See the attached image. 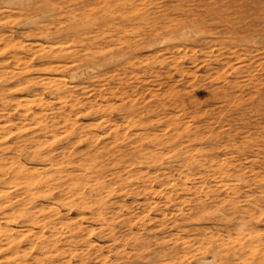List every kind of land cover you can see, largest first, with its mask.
I'll return each mask as SVG.
<instances>
[{
  "label": "rangeland",
  "instance_id": "1",
  "mask_svg": "<svg viewBox=\"0 0 264 264\" xmlns=\"http://www.w3.org/2000/svg\"><path fill=\"white\" fill-rule=\"evenodd\" d=\"M135 2L137 12L131 4L115 0H0V63L6 64L0 65V70L15 64V51L11 49L14 41L25 43L29 49H16L27 57L33 50L40 49L41 43L47 47L53 42L57 46L62 43L70 50L80 49L85 57L90 55L87 52L96 49L85 45L90 39H94L100 49H118L125 43L123 40L138 42L140 46L138 55L133 58L134 70L130 63L108 56L98 60L97 67L85 70H81L84 66L80 67L79 75L72 78L69 67L75 61L71 58L52 57V64L65 63L66 66L50 71L46 68L50 63L36 54L29 73L38 80L36 89L31 86L15 90L26 83L19 79L22 76L6 81L0 74V88L11 84L8 89L13 99L6 103L0 98V123L9 127L8 135L0 140V155L2 145L14 146L2 155L0 163L2 167L5 163L7 168L12 158L6 157L14 156L18 160L13 162L18 165L10 167V172L8 168L4 173L0 170V264H80L83 258L91 264H111L118 250L122 253L119 255H124L120 260L124 261L116 264H159L150 263L147 256H136V252L146 255L151 250L153 254L158 250L168 252L174 246L177 249L171 251L172 256L167 255L164 263L258 264L261 255L264 256V212L261 213L257 206H264V104L260 99L262 93H258V84L264 92V0ZM200 14L205 25L196 35L168 41L161 37L148 44L155 37L154 33L162 35L167 29L184 25ZM47 28L50 35H42L41 30ZM4 46L9 47L4 50ZM44 50L46 48L38 52ZM225 58L230 60V65H241L242 70L234 71L230 65L225 66ZM86 61L83 58L77 63L84 65ZM47 76H66L64 78L78 89L75 93L80 96L82 105L71 110L72 99L67 104L42 87L41 81ZM122 78L124 96L111 94V89L120 85ZM228 79L239 81L238 99L230 97L228 101L212 94L211 89L227 85ZM83 86L89 91L83 92ZM34 92L46 94L51 102L44 109L46 118L42 122L29 118L25 120L26 126L15 128L19 127L17 123H20L23 108L13 101L25 99ZM130 103L134 107L128 110L125 105ZM34 106L39 105L34 103ZM66 113H71L72 117L68 123L63 121L62 115ZM8 114L12 119L5 117ZM72 120L79 127L76 133L70 126ZM53 123L56 128L47 126ZM11 128L10 133L8 129ZM211 129L221 133L210 139L206 133ZM172 135L173 138L167 140ZM90 151L93 152L89 155ZM156 151L162 161L147 162L149 155ZM95 154H100L97 157L100 161L92 167ZM196 158L204 160L201 168L194 166ZM218 158L229 161L232 174L228 179H223L216 169ZM20 161L30 169L26 174H31V190L27 189L25 178L13 174ZM121 161L126 163L125 167L120 165ZM84 166L90 168L86 170ZM59 173L63 176H54ZM97 175L101 176V187H97ZM118 175L128 176L120 179ZM48 176L52 177L48 182L39 181ZM76 176L91 180L83 188L73 183L77 181L74 180ZM145 187L154 190L145 194ZM210 188L220 193L216 199L212 192L211 196L205 194ZM84 193L88 198H81ZM227 193L247 210L233 212V202L222 199ZM32 195L34 200L28 203ZM102 197L111 206L103 210L100 218L95 214L99 205L96 200ZM200 198L205 201L203 210L198 207ZM79 200L84 204H79ZM24 206L34 211L39 220L22 215ZM214 207L213 215L208 216V210ZM48 219L53 221L50 223ZM76 224L80 227L73 231L72 226ZM12 237L19 241L18 246L16 243L10 245ZM44 240L46 246L49 245L44 247L48 250L45 253L41 247ZM58 246H62L61 251L57 250ZM232 248L241 249L240 256L235 255ZM217 249L221 253L213 257ZM50 255L54 263L43 262ZM38 256L43 260L37 261ZM105 258L107 261L102 262Z\"/></svg>",
  "mask_w": 264,
  "mask_h": 264
},
{
  "label": "bare ground",
  "instance_id": "2",
  "mask_svg": "<svg viewBox=\"0 0 264 264\" xmlns=\"http://www.w3.org/2000/svg\"><path fill=\"white\" fill-rule=\"evenodd\" d=\"M116 2H121L122 4L124 3V4H131L132 6H133V8L136 10V12H137V9H138V4L135 2V0H115ZM115 4V3H114ZM54 9H55V7H54ZM207 9V8H206ZM121 14V13H120ZM203 16H201V14H200V16L198 17V18H192V19H190L189 21H187L186 22V24H184V25H178V27H175V28H173V27H171L170 29H167L166 31H165V33L164 34H160V33H158V34H156V33H154V35H155V37H153L151 40H149L148 41V44H151V43H153V41H155V40H158L159 38L161 39V37H162V40H166V41H168V40H172V39H174V38H187V37H190V36H193V35H196V32H200V31H202L201 30V28L205 25V20H204V18H202ZM222 17V16H221ZM124 18V17H123ZM164 26H166V25H164ZM61 27V26H60ZM72 29V28H71ZM66 30V29H65ZM50 32V30L47 28V30H45V29H42L41 30V34L43 35H50V34H48ZM49 37V36H48ZM6 38H4V40H5ZM243 39V38H242ZM247 39V38H246ZM8 40V39H7ZM6 40V41H7ZM91 41H88L85 45L87 46V47H89V48H96V49H91L92 50V52H87V53H89L88 55L89 56H84L85 55V53L84 52H82L80 49V52H79V50H70V48L68 47H66V46H63L62 45V43L61 44H59L58 46L56 45V44H54L55 42H53V44L52 43H50L49 45V47H47L46 45H43V43H41V48L40 49H35V50H33L32 51V55L31 56H29V57H27L26 55H20L19 54V50L18 49H16V48H25V49H29L26 45H25V43L23 42V41H18V42H13L12 44H11V49H12V51H15V53L13 54V58H14V65L11 67V68H9V66H7L6 68H3V69H1L0 70V74L2 75L1 77H3V80H6V81H9L12 77L14 78V77H18V76H22L21 78H19V79H24L25 81H26V83L24 84V85H20V86H18V85H16V86H18V87H16L15 88V90H20V89H22V88H25V87H35V85L37 84V81L36 80H34V77H32L31 75H29V73L32 71V65L34 64V61H33V59H34V56L36 55V54H40L39 56L41 57V58H44V60H45V63H50V64H46L47 66H46V68H48V69H50V71H53V70H58L60 67H62V66H66V64L65 63H61V64H52V57H58V58H61V59H68V58H71V60H73V61H75L74 63H72V64H70L71 66L69 67L70 69H69V71H70V76L72 77V78H76L77 77V75H79V68L80 67H82V66H84V68L83 69H81V70H85L86 68H88V67H97L96 65V62L98 61V60H100V59H102V58H107L108 56L111 58V57H114L116 60H120L121 62H126V63H130L132 66V69L134 70V66H135V60L133 59L134 57H136L137 55H138V53H137V51H138V49H139V43L138 42H131V41H127V40H123L125 43H123L121 46H119V48L118 49H105V47L103 48H101L100 49V45L97 43V42H95V40L94 39H90ZM63 41V40H62ZM122 41V40H121ZM11 43V42H10ZM8 44V43H7ZM64 44V43H63ZM6 45V44H5ZM10 45V44H9ZM71 45V44H70ZM86 46H84L83 45V47L84 48H86L87 50H89V48H87ZM98 46V47H97ZM264 46V45H263ZM5 47L7 48V47H9V46H4L3 48H4V50H5ZM13 47V48H12ZM72 47V46H71ZM180 47H183V46H180ZM46 48V50H44V51H42V52H38L39 50H43V49H45ZM31 49V48H30ZM182 49V48H181ZM1 50H3V49H1ZM9 50V49H8ZM85 50V49H84ZM11 51V52H12ZM38 52V53H37ZM97 52H102V53H100V55H97V56H95L96 54L95 53H97ZM160 52V51H159ZM7 53V52H6ZM37 56V55H36ZM108 57V58H109ZM189 57V56H188ZM83 58H85L87 61L85 62L86 64H81V63H77V60H80V59H83ZM182 58V57H181ZM171 59V58H170ZM226 59V62H225V66H227V65H230V60L228 59V58H225ZM43 60V61H44ZM180 60V59H179ZM178 60V61H179ZM146 63V62H145ZM144 63V64H145ZM158 64V63H157ZM177 64V63H176ZM175 64V65H176ZM0 65H1V67H3V66H5L4 64H2V63H0ZM36 65V64H35ZM34 65V66H35ZM100 65V64H99ZM223 66H224V63L222 64ZM68 66V65H67ZM178 66H176V68H177ZM182 67V66H181ZM230 68H232V70H234V71H241L242 69L241 68H243L241 65H230ZM224 69V68H223ZM99 72V71H98ZM103 72V71H102ZM218 72V71H217ZM221 72V71H220ZM82 73V72H81ZM241 73H243V72H241ZM100 74V73H99ZM117 74H119V73H117ZM238 74V73H237ZM133 75H134V73H133ZM236 75V74H235ZM100 76H101V74H100ZM116 76V75H115ZM40 77V76H39ZM64 77H66V76H58L57 78L56 77H52V76H47V77H44L43 79H42V84L41 85H43L42 87H44V88H48L52 93L54 92L55 93V96H56V98H58L60 101H63V102H65V103H67L68 102V100H70V99H72L73 101H71L70 103V105H71V110H73L74 108H77V107H79V106H81L82 105V100H81V98H80V96H78V94L77 93H75L77 90L71 85V83L67 80V79H65ZM82 77V76H81ZM84 77V76H83ZM234 77H236V76H234ZM119 78V77H118ZM121 78V77H120ZM239 78V77H238ZM78 79H76V81H77ZM100 80H101V78H100ZM122 81H121V84L120 85H118V86H116V87H113V89H111V91H110V93L111 94H113V95H118V94H120V96L121 97H123L124 96V93H126V90H125V88H124V86L122 85V83L124 82V79L122 78L121 79ZM11 81V80H10ZM99 82V81H98ZM186 82H188V81H186ZM226 82H228V84L226 85V84H224L223 86H217V87H215V88H213V89H211L213 92H212V94H214V96L215 97H222L223 99H227L228 101H229V98L230 97H235V98H237L238 99V97L237 96H239L238 95V91L239 90H241L240 89V87L238 86V85H240L239 84V81L237 80H232V79H228ZM8 84V83H7ZM39 84V83H38ZM1 85V84H0ZM11 87V84H9V85H7V87L5 88H0V98H2V100L4 101H6V103L7 102H10V100H13V99H11L12 98V96L10 95V93H12V91L10 92V90L8 89V88H10ZM15 87V86H14ZM37 87V86H36ZM36 87H35V89H36ZM262 86L261 85H259L258 84V93L259 94H261L260 96H261V100H262V102H263V104H264V92L262 91V88H261ZM41 88V87H40ZM6 89H7V91H6ZM12 89V88H11ZM34 89V88H33ZM210 90V91H211ZM49 91V93H51ZM82 91L83 92H88L89 91V89H88V87L87 86H83V89H82ZM108 91V92H109ZM43 92V91H42ZM42 92H34L33 93V95L32 96H29V97H25V99L23 100V99H17V101H13V102H15V105H18V106H22V108H23V112H22V115H19L20 117H19V119H20V123H17L18 124V126L19 127H15V128H21V126H23V125H25V120H27V119H33V120H35V121H40V122H42V120L44 119V118H46V116H45V114H47L46 112L47 111H44V109L48 106V104H50L51 102L49 101V99L47 100V98L48 97H45L46 96V94L45 95H42ZM242 92V91H241ZM45 93V92H44ZM43 93V94H44ZM101 93V92H100ZM102 94V93H101ZM103 95V94H102ZM100 96V95H99ZM14 98V97H13ZM16 98V97H15ZM50 98V97H49ZM129 98L130 97H128V100H129ZM199 98V97H198ZM201 98V97H200ZM138 99V98H137ZM234 99V98H233ZM236 99V100H237ZM258 99V98H257ZM15 100V99H14ZM126 102V101H125ZM231 102V101H230ZM229 102V103H230ZM236 102V101H235ZM34 103H37L39 106L38 107H35L34 106ZM81 103V104H80ZM218 103V102H217ZM64 104V103H63ZM68 104V103H67ZM85 104V103H84ZM108 104V103H107ZM212 104H214V103H212ZM223 104V103H222ZM231 104V103H230ZM259 104V103H258ZM101 105V104H100ZM207 105V104H206ZM50 106V105H49ZM203 106V105H202ZM201 106V107H202ZM98 107H100V106H98ZM106 107V106H105ZM125 107H127L128 108V110L129 109H131V108H133L134 107V105L132 104V103H130L129 105H125ZM218 107V106H217ZM52 109V108H51ZM241 109V108H240ZM46 110V109H45ZM59 110V109H58ZM128 110H127V112H128ZM262 110V109H261ZM131 111V110H130ZM222 112V111H221ZM54 113V112H53ZM223 113V112H222ZM71 113H66V114H64V115H62L63 116V121L65 122V123H68V120L70 119V118H72L71 117V115H70ZM220 116V115H219ZM228 116V115H227ZM264 116V115H263ZM5 117H7V119L8 120H10V119H12V115L10 114H8V115H6ZM104 118V117H103ZM207 118H209V117H207ZM219 118V117H218ZM261 118V117H260ZM259 118V119H260ZM29 119V120H30ZM47 120V119H46ZM58 121H59V119H58ZM77 121V120H76ZM101 121V120H100ZM201 121H203V120H201ZM9 122V121H8ZM39 122V123H40ZM70 122V121H69ZM108 123V122H107ZM128 123V122H127ZM210 123V122H209ZM208 123V124H209ZM215 123H216V121H215ZM220 123V122H219ZM264 123V122H263ZM2 123H0V140L1 139H3L5 136V134H6V130H7V128H9V127H6V126H3V125H1ZM37 124H38V122H37ZM112 124V123H111ZM207 124V123H206ZM44 125V124H43ZM12 126V125H11ZM10 126V127H11ZM26 126V125H25ZM27 126H29V124L27 125ZM47 126H53V128H56L55 127V125H54V123L52 124V125H47ZM46 126V127H47ZM70 126L72 127V129H73V131H74V133H76L77 132V130H78V125H76V122H74L73 120H72V122L70 123ZM181 126V125H180ZM115 127V126H114ZM210 127V126H209ZM262 127V126H261ZM25 128V127H24ZM34 128V127H33ZM218 128H220V127H218ZM260 128V127H259ZM45 129V128H44ZM47 129V128H46ZM113 129V128H112ZM207 129H209V128H207ZM10 130V133H11V130H12V128L11 129H8V131ZM18 130H20V129H18ZM55 130V129H54ZM53 130V131H54ZM52 131V132H53ZM210 131V130H209ZM228 131V130H227ZM21 132V131H20ZM30 132V131H29ZM51 132V131H50ZM202 132V131H201ZM207 132V131H206ZM230 132V131H229ZM221 133V131H218V132H216L215 130H212L211 129V132L210 133H206V135L208 136V138H210V139H212V138H215V137H217L219 134ZM24 134V133H23ZM22 134V135H23ZM29 134V133H28ZM33 134H34V132H33ZM85 134V133H84ZM202 134H203V132H202ZM8 134H6V136H7ZM116 135V134H115ZM197 135V134H196ZM199 135V134H198ZM197 135V136H198ZM201 135V134H200ZM200 135H199V137H200ZM205 135V136H206ZM35 136V135H34ZM34 136H32L33 138H34ZM93 136V135H92ZM204 136V137H205ZM25 137V136H24ZM31 137V138H32ZM35 137H37V136H35ZM40 137V136H39ZM201 137H203V135L201 136ZM55 138V137H54ZM173 138V135L172 136H170V137H168L167 138V140L168 139H172ZM73 139V138H72ZM82 139V138H81ZM36 140V139H35ZM34 140V141H35ZM74 140V139H73ZM202 140V139H201ZM38 141V140H37ZM222 142V141H221ZM1 143V142H0ZM11 143V142H10ZM39 143V142H38ZM222 143H224V142H222ZM24 144V143H23ZM233 144V143H232ZM223 145H225V143L223 144ZM198 146V145H197ZM238 146V145H237ZM14 146H11V145H2L1 146V149H2V153H1V155H0V158H2V155L3 154H5V152L6 151H8L9 152V150L11 149V148H13ZM21 147V146H20ZM40 147V146H39ZM204 148V147H203ZM171 150V149H170ZM96 151V150H95ZM106 151V150H105ZM182 151V150H181ZM200 151V150H199ZM1 152V151H0ZM91 152H93V151H90V153H89V155L91 154ZM157 152V151H156ZM161 152V151H160ZM142 153V152H141ZM161 153H163V152H161ZM226 153V152H225ZM234 153V152H233ZM8 154V153H7ZM40 154H42V153H40ZM86 154V153H85ZM118 154V153H117ZM134 154H135V152H134ZM228 154V153H227ZM230 154V153H229ZM232 154V153H231ZM43 155V154H42ZM47 155V154H46ZM70 155V154H69ZM100 154H95V155H93L92 156V159H93V162H94V164H91L90 166H92V167H95L97 164H98V162L100 161V160H98L97 159V157L99 156ZM142 155V154H141ZM175 155H176V153H175ZM212 155V157L214 156L213 154H210V156ZM226 154H224V156H225ZM81 156V155H80ZM202 156V155H201ZM220 156H221V154H220ZM235 156V155H234ZM205 157V156H204ZM217 157V156H216ZM7 158H12V160H11V163L9 164V162H8V164H6V165H8V166H6L7 168H8V170H9V172H10V170L11 169H9L10 167H14V165L16 166V165H18V163L17 164H14L13 165V162L14 161H18L14 156H8V157H6V159ZM102 158V157H101ZM136 158H138V156L136 157ZM170 158V157H169ZM245 158V157H244ZM243 158V159H244ZM80 159V158H79ZM162 159V157L159 155V153L157 152V153H155V152H152L150 155H149V159H146V161L147 162H160V161H162L161 160ZM211 159V158H210ZM219 159V158H218ZM52 160V159H51ZM86 160V159H85ZM111 160H113L114 161V159H111ZM116 160V159H115ZM119 160V159H118ZM222 159H219L218 161H216V169H217V171H218V173H220V175H221V177L223 178V179H228V176H230L231 174H232V172H230V166L228 165V163H229V161H226L225 159H223L224 161H221ZM80 161V160H79ZM87 161V160H86ZM113 161H111V162H113ZM122 161H126V159H122ZM121 161V162H122ZM235 161V160H234ZM104 162V161H103ZM116 162V161H115ZM164 162V161H163ZM89 163V162H88ZM117 164H118V162H116ZM116 163H114V164H116ZM129 163V162H128ZM193 163H194V166L196 167V168H201V166H203L204 165V160L202 161V159H200V158H196L195 160H193ZM106 164V163H105ZM111 164V163H110ZM4 165V167H2V164L0 163V170H2V172L4 171H6L7 170V168H5V163L3 164ZM120 165L121 166H123V167H125L126 166V163L124 164L123 162L122 163H120ZM142 165V164H141ZM214 165V164H213ZM90 166H84V169H86V170H88L89 168H90ZM113 166V165H112ZM237 166V165H236ZM55 167H57V166H55ZM59 167V166H58ZM100 167H102V166H100ZM115 167V166H114ZM48 168V167H47ZM97 168V167H96ZM137 168V167H136ZM241 168V167H240ZM253 169H255V167H252ZM252 168H251V170H252ZM113 169H115V168H113ZM243 169H245V167L243 168ZM250 169V168H249ZM56 170V169H55ZM37 171V170H36ZM108 171V170H107ZM206 171V170H205ZM208 171V170H207ZM236 171H240V170H235L234 172H236ZM3 172V173H4ZM30 173V169H28V167L26 166V165H24V164H22V162L20 161V164H19V167H16V170L14 171V176L15 175H18V177H21V178H25V179H23V181L25 182V185H27L28 187H27V189L28 190H31V188H30V184H32V179L30 178V176H31V174H26V173ZM248 172H250V171H248ZM7 173V172H6ZM64 173V172H63ZM200 173V172H199ZM202 173H204V172H202ZM244 173V172H243ZM119 174V173H118ZM239 174V173H238ZM3 175V174H2ZM26 175H28V176H26ZM66 175L67 176H69L70 175V173H66ZM84 175H87V173H85ZM242 175V174H241ZM254 175V174H253ZM4 176V175H3ZM55 177H61V176H63V175H61L60 173H59V175H54ZM53 176V177H54ZM96 176V175H95ZM119 176V175H118ZM128 176V175H127ZM127 176H125V177H127ZM46 177V176H45ZM44 177V178H45ZM50 177V178H49ZM125 178V177H123L122 175H120L118 178ZM139 177V176H138ZM220 177V176H219ZM16 178V177H15ZM20 178V179H21ZM40 178V177H39ZM52 177L51 176H48L47 178H45V179H39V181H42V180H44V182H48V180L49 179H51ZM70 178H73V176L72 177H70ZM75 179L74 180H77V181H75V182H73L74 184H78L79 186H83V188L85 187L84 186V184H86L87 182H89V180H91V179H88L86 176H76V177H74ZM120 178V179H121ZM129 178V177H128ZM247 178V177H246ZM252 178H253V176H252ZM4 179V178H3ZM3 179H1V180H3ZM18 179V178H17ZM64 179H66V177L64 178L63 177V180ZM131 179V178H130ZM235 179V178H234ZM244 179H245V177H244ZM6 180V179H5ZM14 179H12V181H13ZM53 180H55V179H53ZM52 180V181H53ZM94 180V179H93ZM133 180V179H132ZM231 180V179H230ZM245 180H247V179H245ZM15 182H16V180H14ZM38 181V182H39ZM126 181H128V179L126 180ZM130 181V180H129ZM201 181V180H200ZM234 181V180H233ZM17 182L19 183V180H17ZM21 182H22V180H21ZM70 182V181H69ZM223 183H225V181H222ZM124 183V182H123ZM127 183V182H126ZM237 183V182H236ZM36 184V183H35ZM46 184H48V183H46ZM71 184V183H70ZM69 184V185H70ZM81 184V185H80ZM96 184H97V187H101L102 185V179H101V176L100 175H97V177H96ZM173 184V183H172ZM253 184V183H252ZM184 185V184H183ZM201 185V184H200ZM246 185V184H245ZM103 186H105V184L103 185ZM219 186H221V185H219ZM106 187V186H105ZM109 187V186H108ZM153 187V186H152ZM199 187V186H198ZM198 187H196L197 189L196 190H198ZM74 188V187H73ZM78 188V187H77ZM232 188V187H231ZM259 188V187H258ZM78 189H81V188H78ZM145 189V194H147L148 192H152V190H154V189H152L151 190V188H149V189H147L146 187L144 188ZM147 189V190H146ZM156 189V188H155ZM226 189H227V187H226ZM70 190V189H69ZM68 190V191H69ZM99 190H100V188H99ZM110 190H112V187L110 188ZM232 190H233V188H232ZM245 190V189H244ZM71 191V190H70ZM76 191H77V189H76ZM106 191V190H105ZM247 191H249V190H247ZM256 191V190H255ZM260 191V190H259ZM2 192H3V190H2ZM78 192H82V191H78ZM155 192V191H154ZM201 192H203L202 190H201ZM210 192H212L211 193V195L213 196V198H217V196H219V194L220 193H218V192H215L214 191V189H212V188H210V189H208L207 190V192L205 193L206 195H208L209 194V196H211L210 195ZM226 192H228V191H226ZM234 192H236L235 190H234ZM245 192V191H244ZM101 193V192H100ZM229 193H231V192H229ZM237 193V192H236ZM96 194H99V193H96ZM250 194V193H249ZM253 194V193H252ZM95 195V194H94ZM102 195V194H101ZM200 195V194H199ZM223 195V194H222ZM245 195H247L248 196V194H245ZM70 196H72V193H71V195ZM204 196V195H203ZM229 196V194L227 193V194H224V196H223V200H227V199H229V200H231L232 202H233V206H234V209H233V212H238V211H243V210H247V209H243V208H241L238 204H237V200L235 199V197H228ZM33 195L31 196V197H29V200H28V203L29 202H32V200H34L33 199ZM88 198V196L87 195H85V193L83 194V196H81V198L82 199H85V198ZM236 197H238V196H236ZM253 197V196H252ZM198 198V197H197ZM10 199V198H9ZM69 199V198H68ZM73 199V198H72ZM249 199V198H248ZM257 199V198H256ZM69 200H71V199H69ZM117 200V199H116ZM159 200V199H158ZM259 200V199H258ZM18 202L20 201V199H18L17 200ZM65 201V200H64ZM75 201V200H74ZM80 201V200H79ZM97 202H99V205L96 207V212H95V214H97L98 215V217H103V210L104 209H107V208H109L110 206H111V203L110 202H108L105 198H98L97 200H96ZM200 201L201 202H199V205H198V207H199V209L200 210H203L204 208H205V201H203V199H201L200 198ZM211 201V200H210ZM220 201V200H219ZM240 201H242V200H240ZM251 201H253V200H251ZM257 201V200H256ZM6 202V201H5ZM87 202V201H86ZM154 202V201H153ZM218 202V201H217ZM11 203H13V201L11 202ZM72 203V202H71ZM151 204H152V202H150ZM155 203V202H154ZM26 204V203H25ZM24 203H23V205H25ZM79 204H84V203H82L81 201H80V203ZM241 204H243V203H241ZM255 204H257V203H255ZM21 205V204H20ZM152 205H154V204H152ZM227 205V204H226ZM263 204H257V206L259 207V209L258 210H260L261 211V213H263L264 212V206H262ZM213 206V205H212ZM245 206V205H244ZM2 207H4V206H2ZM53 207V206H52ZM218 209L220 208L219 206H216ZM5 208V207H4ZM212 208V207H211ZM216 208V209H217ZM22 215L24 214L25 215V217L26 218H30L31 220H34V221H38L39 219H37L38 218V216L36 215V213L35 214H33L34 213V211H28L27 209H26V206H24V207H22ZM39 209V208H38ZM110 209V208H109ZM112 209V208H111ZM57 210V209H56ZM214 210H215V207H214V209H209L208 210V216H212L213 214H211V213H214ZM222 210V209H221ZM43 211H44V209H43ZM49 211V210H48ZM249 211H250V209H249ZM254 211V210H253ZM252 211V212H253ZM45 212H46V210H45ZM53 212V211H52ZM244 212V211H243ZM41 213V212H40ZM39 213V214H40ZM37 214H38V212H37ZM259 214V213H258ZM46 215H48V214H46ZM239 215V214H238ZM237 215V216H238ZM256 215V214H255ZM51 216V215H50ZM50 216H49V218H50ZM55 216V215H54ZM54 216H53V218H54ZM241 216H243V215H240V216H238V217H241ZM56 217H57V214H56ZM223 218H225V216H222ZM52 218V219H53ZM234 218V217H233ZM3 219H6V218H3ZM52 219H48V222H50V221H53ZM58 219V218H57ZM144 219V218H143ZM31 220H29V221H31ZM33 221V222H34ZM9 222H10V219H9ZM70 222V221H69ZM41 223V222H40ZM46 223V219H45V221L43 222V224H45ZM51 223V222H50ZM71 223V222H70ZM70 223H68L69 225H70ZM74 223V222H73ZM60 224H62V223H60ZM79 224V223H78ZM48 225V224H47ZM65 225V224H64ZM80 225H81V223H80ZM80 225H73L72 226V230L73 231H78V229H79V227H80ZM71 226V225H70ZM227 226H228V224H227ZM241 226H242V224H241ZM26 227V226H25ZM29 227V226H28ZM47 228V227H46ZM69 228V227H68ZM94 228V227H93ZM228 228V227H227ZM237 230H238V228H236ZM244 229V228H243ZM248 229V228H247ZM210 231V230H209ZM208 231V233H210L211 234V232H209ZM227 231V230H226ZM229 231V230H228ZM227 231V232H228ZM13 232V231H12ZM21 233H23V234H27L26 232H24V231H20ZM31 232V231H30ZM241 232V231H240ZM0 233H2V232H0ZM5 233V232H4ZM54 233V232H53ZM233 233H234V231H233ZM237 234V233H236ZM24 235V236H25ZM40 235H41V233H40ZM219 235V234H218ZM5 236V235H4ZM4 236H2V237H4ZM24 236H22V237H24ZM55 236V235H54ZM56 236H58L57 234H56ZM211 236V235H210ZM215 236V235H214ZM228 236H231V235H228ZM212 237V236H211ZM232 237V236H231ZM47 238V237H46ZM220 238H221V236H220ZM233 238V237H232ZM22 239V238H21ZM202 239V238H201ZM216 239V238H215ZM225 239V238H224ZM227 239V238H226ZM217 240H218V238H217ZM221 241H222V239H220ZM5 241H6V239H5ZM10 245L12 246L14 243H16L15 245H19L18 244V242L19 241H15V239L12 237L10 240ZM57 241V240H56ZM233 241H234V239H233ZM232 240H231V242H233ZM21 242V241H20ZM31 242V241H30ZM60 242V241H59ZM158 242H160V241H158ZM204 242H206V241H204ZM214 242V241H213ZM229 243H230V241H228ZM40 243V242H39ZM58 243V242H57ZM203 243V242H202ZM223 243H225V242H223ZM37 244V243H36ZM36 244H34V247H35V245ZM189 244V243H188ZM208 244V243H207ZM263 244V243H262ZM9 245V246H10ZM168 245V244H167ZM221 245H222V243H221ZM233 245V244H232ZM17 246H14V247H16L17 248ZM49 245H47L46 246V240H44V241H42V243H41V247L43 248V252L45 253V252H48V250L47 249H45V248H47ZM151 245H149V247H150ZM199 247H200V245H198ZM211 246H213V245H211ZM235 246V245H234ZM45 247V248H44ZM143 247V246H142ZM157 247H160V246H157ZM156 247V248H157ZM199 247H198V249H199ZM219 247V246H218ZM13 248V247H12ZM136 248V247H135ZM214 249L215 248H217V247H213ZM230 248V247H229ZM264 248V247H263ZM61 249H62V246H58L57 247V250H59V251H61ZM66 249V248H65ZM64 249V250H65ZM119 249V248H118ZM132 249H134V248H132ZM177 249V246H174V247H172L171 248V251H175ZM207 249H208V247H207ZM212 249V248H211ZM220 249V248H219ZM219 249H217V250H215L214 251V253H213V257H216V255H217V253H219L220 251H219ZM223 249H225V248H222V250ZM141 250V249H140ZM145 250V249H144ZM157 250V249H156ZM200 250H202V249H200ZM213 250V249H212ZM221 250V249H220ZM227 250V249H226ZM226 250H224V251H226ZM232 250H233V248H232ZM15 251V250H14ZM135 251V250H134ZM153 251L154 250H151V251H149V253H148V255H146L145 253H140V252H136V256H138V257H145V256H147V258H148V260H149V262L150 263H153V262H159V264H167V263H164V260L167 258V260H168V256H172V255H170V253H171V251H168V252H164L163 250L161 251V250H158V252L157 253H155V254H153ZM262 251V250H261ZM20 252V251H19ZM76 251H74V253H75ZM120 252V250H118V252L116 253V259H112L110 262H111V264H116L115 262H119V261H121L120 260V258H123L124 257V255H119V254H122V253H119ZM178 252V251H177ZM200 252V251H199ZM209 252H212V251H209ZM228 252V251H227ZM233 252H234V254L236 255H238V256H240V252H241V249H234L233 250ZM58 253V252H57ZM84 253V252H83ZM186 253V252H185ZM202 253V252H201ZM200 253V254H201ZM204 253V252H203ZM221 253V252H220ZM226 253V252H225ZM47 254V253H46ZM67 254V253H66ZM138 254V255H137ZM153 254V255H152ZM74 255V254H73ZM168 255V256H167ZM201 255H203V254H201ZM200 255V256H201ZM52 255H50L49 257L48 256H46V258H48V260L47 261H43V262H45V263H54V261H53V259H52V257H51ZM54 256V255H53ZM93 255H91V257H92ZM101 256V255H100ZM204 257H205V253H204V255H203ZM45 257V256H44ZM83 257V256H82ZM104 257H106V256H104ZM227 257V256H226ZM98 258H100V257H98ZM107 258V257H106ZM106 258H105V260H103L102 262H106L107 260H106ZM109 258V257H108ZM107 258V259H108ZM174 258V257H173ZM235 258V257H234ZM237 258V257H236ZM86 259H88V258H86ZM93 259V258H92ZM104 259V258H103ZM170 259H172V258H170ZM175 259H176V257H175ZM37 261H42L43 259H42V256L41 257H37V259H36ZM123 260V259H122ZM172 260H174V259H172ZM217 260V259H216ZM219 260V259H218ZM220 260H221V258H220ZM222 260L225 262V260H224V258H222ZM124 261V260H123ZM123 261H121V262H123ZM126 261V260H125ZM171 261V260H170ZM223 261H222V263H223ZM128 262V261H127ZM126 262V263H127ZM129 263V262H128ZM127 263V264H128ZM219 263H220V261H219ZM229 263V262H228ZM237 263V262H236ZM80 264H91L90 263V261L88 262L87 260H85L84 258L81 260V262H80ZM94 264H97V263H94ZM137 264V263H136ZM221 264V263H220ZM258 264H264V256H263V254L261 255V258L258 260Z\"/></svg>",
  "mask_w": 264,
  "mask_h": 264
}]
</instances>
